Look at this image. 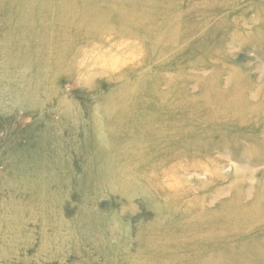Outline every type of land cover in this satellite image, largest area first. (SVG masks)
Returning <instances> with one entry per match:
<instances>
[{
	"label": "rangeland",
	"instance_id": "374dc122",
	"mask_svg": "<svg viewBox=\"0 0 264 264\" xmlns=\"http://www.w3.org/2000/svg\"><path fill=\"white\" fill-rule=\"evenodd\" d=\"M0 264H264V0H0Z\"/></svg>",
	"mask_w": 264,
	"mask_h": 264
}]
</instances>
